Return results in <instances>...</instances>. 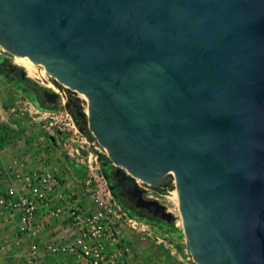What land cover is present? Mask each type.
Segmentation results:
<instances>
[{"label":"water","instance_id":"1","mask_svg":"<svg viewBox=\"0 0 264 264\" xmlns=\"http://www.w3.org/2000/svg\"><path fill=\"white\" fill-rule=\"evenodd\" d=\"M0 47L86 96L120 195L167 223L137 179L172 173L196 264H264V0H0Z\"/></svg>","mask_w":264,"mask_h":264},{"label":"built area","instance_id":"2","mask_svg":"<svg viewBox=\"0 0 264 264\" xmlns=\"http://www.w3.org/2000/svg\"><path fill=\"white\" fill-rule=\"evenodd\" d=\"M67 107L63 103L67 120L64 124L72 131L76 162L86 171L89 204L78 195L57 193L58 183L54 179L50 180L45 173L35 174L22 181L26 190L10 188L0 195V225L10 220L8 214L17 213L16 231L29 241L18 264H130L128 257L133 246L126 241L124 232L165 244L169 240L166 230L161 225L136 219L122 208L103 173L105 150L92 135L82 131ZM137 185L143 190V197L150 199L148 192L152 186L138 181ZM56 222H64L66 226L42 237L47 227ZM5 248L0 243V252ZM178 261L196 264L189 254ZM4 264L17 263L7 259Z\"/></svg>","mask_w":264,"mask_h":264},{"label":"rangeland","instance_id":"3","mask_svg":"<svg viewBox=\"0 0 264 264\" xmlns=\"http://www.w3.org/2000/svg\"><path fill=\"white\" fill-rule=\"evenodd\" d=\"M0 56L5 57L8 63L23 67L15 62L12 55L5 53L1 48ZM27 77L36 86L55 92L57 101L52 109H38L31 102L26 91L21 89L22 86L9 80L6 71L0 66V195L10 188L26 190L23 188L25 183L22 182L23 180L26 181L35 174L45 173L50 180L54 179L58 183L57 193L64 192L76 196L78 192L80 198L88 205L86 171L82 168L73 170L72 163L78 164V162L72 152V131L64 124L67 120L63 103L67 105L70 99L73 100L77 113L84 114L80 98L51 76H46L47 81L28 75ZM70 110L68 108L69 113ZM84 115L77 116L82 119L80 124L86 127V114ZM103 164L106 168L104 175L107 181H110L109 170L113 173L115 167L104 156ZM174 189L171 182L165 187H151L148 195H151L150 199L165 205L166 209L174 215L175 227L181 233V241L169 236L165 244H157L155 240L137 236L139 239L134 241L138 246L140 259L145 262L141 253L147 252L150 255L149 263L144 264H179L178 259L185 258L189 254L185 247ZM126 203L129 207L131 206L128 200ZM133 235L130 231L124 232L126 241L131 244Z\"/></svg>","mask_w":264,"mask_h":264},{"label":"crops","instance_id":"4","mask_svg":"<svg viewBox=\"0 0 264 264\" xmlns=\"http://www.w3.org/2000/svg\"><path fill=\"white\" fill-rule=\"evenodd\" d=\"M72 167L74 171L78 169L73 165ZM76 195L79 196V193L77 192ZM12 213L13 214L7 213L10 220L0 225V243H3L6 246L5 250L3 252H0V264H4L7 259H11L13 262L18 264L20 261H22L23 257L25 256L29 243L27 239L22 238L20 234L17 233L16 228L18 225V216L16 212H12ZM65 226L66 224L64 222L63 223L56 222L55 224L53 223L52 225L47 227V230L45 232H43L42 237L49 236V234H54L57 231L60 232L59 228ZM175 229L176 231L173 234L169 233L168 231H165V233L168 235V237L172 236L174 238H177V240L181 241L180 238L181 233L180 231H177L178 230L177 228ZM132 237L133 238L131 241L133 246V253L128 257L129 263L130 264H141V262H143V264L145 262L149 263L150 255L147 252L141 253L142 256L144 257L143 260H145V262L140 259L138 253L139 249L136 244V241H134V239L137 240L139 239V237H137V235L135 234Z\"/></svg>","mask_w":264,"mask_h":264},{"label":"flooded vegetation","instance_id":"5","mask_svg":"<svg viewBox=\"0 0 264 264\" xmlns=\"http://www.w3.org/2000/svg\"><path fill=\"white\" fill-rule=\"evenodd\" d=\"M0 66H2L3 69L6 71V76L9 80L15 81L18 85L22 86L21 89L26 91V93L30 97L37 100V102L39 104H41L44 107H53L54 106V104H49V103L42 101V95L40 93L41 87L36 86L34 82L29 80V78L27 77V74H25V77H23L22 73L15 68L18 66H15L11 63H8L5 59V57H3V56H0ZM48 90L52 91L50 89H48ZM67 105H68V108H70L71 110L77 109L76 104L71 99L67 102ZM73 118L75 119V121L79 122V125H80V121L78 120V116H73ZM109 174H110V179H114L113 173H111V170H109ZM114 181H115V179H114ZM111 186H113V189L115 187V189H117L120 192V187H118L116 185H111ZM122 197L125 200H128L127 197H124V196H122ZM130 205H131L130 209L135 211L136 213L151 215L145 209L135 207L131 202H130Z\"/></svg>","mask_w":264,"mask_h":264},{"label":"trees","instance_id":"6","mask_svg":"<svg viewBox=\"0 0 264 264\" xmlns=\"http://www.w3.org/2000/svg\"><path fill=\"white\" fill-rule=\"evenodd\" d=\"M30 80V79H29ZM36 85V84H35ZM29 99L31 100V102H33V104L38 108V109H41V110H46V109H52L51 108H47V107H44L42 106L41 104H39L37 102V100H35L34 98L28 96ZM70 113L73 115V116H77L78 113H77V109L76 110H70ZM79 121H82L81 118H78ZM80 126L82 128L83 125L80 124ZM73 166H75L76 168H82L84 169L83 167H81V165L77 164V163H72ZM106 168L103 167V173H104V170ZM85 170V169H84ZM108 184L111 186V185H116L114 179H110V181L108 180ZM113 194L116 196V199L117 201L119 202V204L122 206V208L132 217L136 218V219H140V220H144V221H147L149 223H155V224H158V225H161L163 227L164 230L168 231L169 233L173 234L175 231H176V227H175V219L172 221V222H165V221H161L155 217H153L152 215H148V214H139V213H136L135 211L131 210L130 207L127 205L126 203V200L120 195L119 191L117 189H113Z\"/></svg>","mask_w":264,"mask_h":264},{"label":"bare ground","instance_id":"7","mask_svg":"<svg viewBox=\"0 0 264 264\" xmlns=\"http://www.w3.org/2000/svg\"><path fill=\"white\" fill-rule=\"evenodd\" d=\"M13 57H14V60H15L16 63L22 65L25 68L24 70L26 71V74L28 76L36 77V78H39V79H44L45 81H47V77L46 76H51L56 81H58L53 75L49 74L43 66L39 65L32 57H30L28 55H13ZM63 86L66 89H68L69 91L73 92L77 97L80 98V102L83 104V110L87 114L88 103H87L86 96L79 90H73V89H71V88H69V87H67L65 85H63ZM168 175H169V177H170V179H171V181L173 183V177H172V173L170 171L168 172ZM137 181L138 182H143L140 179H137ZM174 192L176 193L175 189H174Z\"/></svg>","mask_w":264,"mask_h":264}]
</instances>
